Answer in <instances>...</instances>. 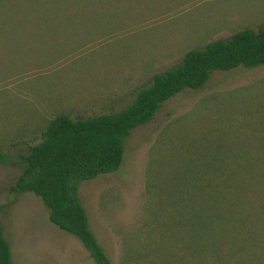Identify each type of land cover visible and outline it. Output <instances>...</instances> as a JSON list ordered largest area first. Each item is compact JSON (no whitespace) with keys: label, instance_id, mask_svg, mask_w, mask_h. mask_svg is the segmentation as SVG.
Returning a JSON list of instances; mask_svg holds the SVG:
<instances>
[{"label":"rangeland","instance_id":"1","mask_svg":"<svg viewBox=\"0 0 264 264\" xmlns=\"http://www.w3.org/2000/svg\"><path fill=\"white\" fill-rule=\"evenodd\" d=\"M260 24L264 0H0V227L11 263L94 264L36 195L9 190L48 119L118 110L187 49ZM198 182L226 194L214 209L200 204ZM77 195L111 264H264V64L212 70L165 99L124 138L117 168L81 180Z\"/></svg>","mask_w":264,"mask_h":264},{"label":"trees","instance_id":"2","mask_svg":"<svg viewBox=\"0 0 264 264\" xmlns=\"http://www.w3.org/2000/svg\"><path fill=\"white\" fill-rule=\"evenodd\" d=\"M262 64L264 24L255 28L244 27L227 37L187 49L178 61L154 72L146 83L137 87L131 100L118 110L85 117L57 113L47 120L39 140L28 145L20 156L21 172L9 190L32 192L45 206L49 221L74 235L94 264H111L88 226L84 207L77 195L80 181L116 169L122 158L124 138L133 127L148 121L168 97L185 88L200 87L212 70ZM5 156L0 152V159ZM198 188L197 196L204 208L214 209L226 195L208 190L205 182L200 185L198 182ZM239 195L231 193V198ZM231 198L225 205L229 211L236 208L233 204L237 200ZM215 215L219 220L223 218L217 209ZM0 264H12L1 227Z\"/></svg>","mask_w":264,"mask_h":264}]
</instances>
